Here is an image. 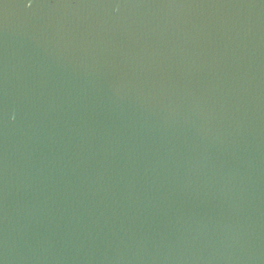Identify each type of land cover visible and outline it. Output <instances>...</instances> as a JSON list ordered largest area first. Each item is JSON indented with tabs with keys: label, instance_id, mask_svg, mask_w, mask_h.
I'll return each instance as SVG.
<instances>
[{
	"label": "water",
	"instance_id": "water-1",
	"mask_svg": "<svg viewBox=\"0 0 264 264\" xmlns=\"http://www.w3.org/2000/svg\"><path fill=\"white\" fill-rule=\"evenodd\" d=\"M0 264H264V0H0Z\"/></svg>",
	"mask_w": 264,
	"mask_h": 264
}]
</instances>
